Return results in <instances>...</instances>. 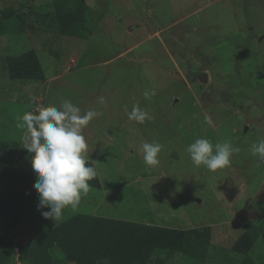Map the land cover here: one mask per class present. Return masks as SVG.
Returning <instances> with one entry per match:
<instances>
[{"label": "rangeland", "instance_id": "374dc122", "mask_svg": "<svg viewBox=\"0 0 264 264\" xmlns=\"http://www.w3.org/2000/svg\"><path fill=\"white\" fill-rule=\"evenodd\" d=\"M78 1L0 0V233L24 245L71 215L92 214L210 230L206 243L152 255L151 264H239L240 237L264 264V162L251 154L264 140V0H83L93 32L77 22L62 34L55 12ZM29 52L41 71L27 77L18 72H27ZM65 100L82 115L101 113L82 130L100 187L54 222L37 210L17 117ZM134 106L144 123L129 119ZM198 138L239 150L209 171L186 151ZM145 142L161 145L158 165H145ZM50 253L54 264H78L57 247Z\"/></svg>", "mask_w": 264, "mask_h": 264}, {"label": "trees", "instance_id": "16d2710c", "mask_svg": "<svg viewBox=\"0 0 264 264\" xmlns=\"http://www.w3.org/2000/svg\"><path fill=\"white\" fill-rule=\"evenodd\" d=\"M88 8L83 0H79L73 10H57L55 19L61 33L66 34L70 27L77 22L81 24L83 30L92 33L93 29L84 24V14ZM22 58H25L28 70L25 72L21 68L18 74L22 72L27 77L29 71L39 74L40 63L35 52L26 53ZM22 58L20 60L23 61ZM9 77L11 79L16 77L12 70H10ZM86 166H92L96 171L91 161L86 160ZM88 183L92 187H100L97 171L96 177ZM257 233L256 231L253 234V238ZM11 237L8 242L0 233V264H6L11 257L15 260V245L20 250L19 259L27 264H54L50 250L55 247L60 249L64 261H74L78 264L101 260H105L107 264H151L152 255L164 253L166 256H171L206 243L210 238V230L208 228L202 230L191 228L183 231L76 213L51 226L24 245L20 244L17 239L15 243V238ZM250 247V243L241 237L234 242L233 248L244 253L239 264H255L247 254ZM190 251L194 253V250Z\"/></svg>", "mask_w": 264, "mask_h": 264}, {"label": "clouds", "instance_id": "9594fccd", "mask_svg": "<svg viewBox=\"0 0 264 264\" xmlns=\"http://www.w3.org/2000/svg\"><path fill=\"white\" fill-rule=\"evenodd\" d=\"M100 114L89 110L82 115L78 107L65 100L59 108L40 107L17 117V128L25 131L23 148L31 154L30 163L36 174L37 210L49 209L41 212L45 219L61 220L63 210L68 207L75 210L82 196L88 193V181L96 177V171L86 166L88 145L82 130ZM146 118L147 113L135 106L129 113V119L141 124ZM142 149L145 165L159 164L161 145L158 142H145ZM238 150L231 142L213 145L206 138L196 139L186 149L195 166L203 165L213 172L229 166L233 153ZM251 154L264 162V140L253 143Z\"/></svg>", "mask_w": 264, "mask_h": 264}, {"label": "water", "instance_id": "95a60500", "mask_svg": "<svg viewBox=\"0 0 264 264\" xmlns=\"http://www.w3.org/2000/svg\"><path fill=\"white\" fill-rule=\"evenodd\" d=\"M197 79L199 81L205 82L207 80L206 72H201V73L197 74Z\"/></svg>", "mask_w": 264, "mask_h": 264}, {"label": "built area", "instance_id": "2783aa9c", "mask_svg": "<svg viewBox=\"0 0 264 264\" xmlns=\"http://www.w3.org/2000/svg\"><path fill=\"white\" fill-rule=\"evenodd\" d=\"M14 242L16 243V239H14ZM19 254H20V250L19 247L17 245H15V260L17 261V264L19 262Z\"/></svg>", "mask_w": 264, "mask_h": 264}, {"label": "crops", "instance_id": "0c3cea01", "mask_svg": "<svg viewBox=\"0 0 264 264\" xmlns=\"http://www.w3.org/2000/svg\"><path fill=\"white\" fill-rule=\"evenodd\" d=\"M51 78H49L50 80ZM48 80V79H47ZM84 264H107V262L105 260H101V261H97V262H88V263H84Z\"/></svg>", "mask_w": 264, "mask_h": 264}]
</instances>
